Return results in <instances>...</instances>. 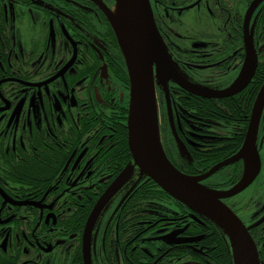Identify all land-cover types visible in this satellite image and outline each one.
<instances>
[{"label": "flooded vegetation", "instance_id": "flooded-vegetation-1", "mask_svg": "<svg viewBox=\"0 0 264 264\" xmlns=\"http://www.w3.org/2000/svg\"><path fill=\"white\" fill-rule=\"evenodd\" d=\"M113 4L114 0H0V264L87 263L83 236L88 216L126 166L120 169L122 161L116 159L123 154L113 151L127 123L130 92L122 52L104 11L105 5ZM150 4L172 60L192 81L210 90H223L238 78L249 38L257 57L252 80L233 96L210 100L217 103L243 93L258 78L262 83L256 99L264 84V0ZM184 92L170 83L175 129L193 164L231 138L233 131L217 119H196L179 101ZM157 95L160 112L165 106L167 113L159 87ZM173 140L177 148L174 136ZM256 147L260 170L244 190L264 169V105ZM245 168L243 159L235 161L202 183L229 189L243 178ZM130 186L116 201L120 203ZM263 190L260 182L246 202L236 199L243 191L224 199L236 213L254 203L247 220L240 218L256 243L260 264L264 199L256 200ZM131 194L118 204L94 247L93 231L91 264H213L214 245L207 233L196 232L206 224L205 218L192 210L181 215L179 205L168 198L134 210L133 201H128ZM124 203V211L118 212ZM172 233L176 236L163 239ZM149 243L157 249L152 251Z\"/></svg>", "mask_w": 264, "mask_h": 264}, {"label": "water", "instance_id": "water-1", "mask_svg": "<svg viewBox=\"0 0 264 264\" xmlns=\"http://www.w3.org/2000/svg\"><path fill=\"white\" fill-rule=\"evenodd\" d=\"M119 1L124 17L122 23L113 17ZM104 11L116 34L129 77L126 128L131 160L100 195L88 216L83 236L86 264H91V237L103 211L131 183L119 203L121 205L146 177L153 180L168 195L209 219L220 229L229 244L232 264H260L258 248L249 228L224 199L243 191L260 170L256 133L264 105V84L255 99L240 150L202 175L187 174L179 170L168 158L162 142L157 95L159 87L165 94L169 123L179 153L190 160V153L175 129L170 83L190 94L209 99L229 97L241 92L252 80L257 65L251 41L246 38L247 56L238 78L229 87L213 91L192 81L172 60L154 21L150 0H114L113 6L105 5ZM241 159L245 161V174L231 188L216 190L202 183L222 166ZM248 161L251 162V170ZM175 236L176 234L172 233L163 239ZM171 241L176 242L173 239Z\"/></svg>", "mask_w": 264, "mask_h": 264}, {"label": "trees", "instance_id": "trees-1", "mask_svg": "<svg viewBox=\"0 0 264 264\" xmlns=\"http://www.w3.org/2000/svg\"><path fill=\"white\" fill-rule=\"evenodd\" d=\"M121 57L124 80L126 84H129L126 65L122 55ZM261 81L262 80L255 78L247 90L243 93L234 97L223 99L220 102H217L218 104L208 98L198 97L187 92L181 94L179 101L191 114L196 116V119H217L233 131V133H231V138L220 143L217 148L212 149L205 156L196 158L195 163L193 164H190L191 159L189 160L183 157L176 148L164 106L160 112V129L164 149L172 163L179 170L187 174L194 175L198 172L207 171L215 163L236 153L244 141L253 100L260 88L262 83ZM124 110V114H126L127 108ZM126 119L127 118L124 117V120ZM121 130L120 144H117V147L113 149L114 152L123 154V156L116 159L118 161H122L123 165L120 169L127 165L131 160V154L127 142V128L125 124L122 126ZM211 187L216 190H221L216 186ZM167 198L175 201L179 205L181 215H184L188 213L189 210H192L188 206L168 195L153 180L148 179L147 177L143 179L142 182L135 188L128 201L129 204L133 201V208L135 210L138 206L148 203L151 200L166 202ZM125 203L121 206L118 212L124 211ZM199 215L202 216L201 214ZM202 217L205 218L204 216ZM205 220L206 224L204 226H198L196 232L207 233V240L214 245L215 249L210 252V256L213 258V264H232L230 247L225 240L223 233L212 221L207 218H205ZM149 245L152 251L158 247L155 243H149Z\"/></svg>", "mask_w": 264, "mask_h": 264}, {"label": "rangeland", "instance_id": "rangeland-1", "mask_svg": "<svg viewBox=\"0 0 264 264\" xmlns=\"http://www.w3.org/2000/svg\"><path fill=\"white\" fill-rule=\"evenodd\" d=\"M158 102H159V99H158ZM260 182L264 183V169H263V173H261V175L255 180V182L250 187H248L246 190L238 194L236 199L240 200L241 202H246L249 198L255 195ZM116 198H118V195L112 200V202L108 205V207L103 211V213L101 214L100 218L97 221V224L94 230V239L92 243L93 247L96 245L97 237L102 236L103 233L105 232L107 222L109 221V219L111 218V216L113 215V213L115 212V209L117 208L119 204V201H116ZM263 199H264V190L256 201L263 200ZM253 210H254V203L252 205L246 206L242 210H239L237 214L239 215V217H241L242 219L246 221L247 217L250 215V213Z\"/></svg>", "mask_w": 264, "mask_h": 264}, {"label": "bare ground", "instance_id": "bare-ground-1", "mask_svg": "<svg viewBox=\"0 0 264 264\" xmlns=\"http://www.w3.org/2000/svg\"><path fill=\"white\" fill-rule=\"evenodd\" d=\"M114 19L118 22L119 21V23H122V21H123V11H122V4H121V1H119V3H118V5H117V9H116V11L114 12ZM249 162V170H251V162L250 161H248Z\"/></svg>", "mask_w": 264, "mask_h": 264}]
</instances>
